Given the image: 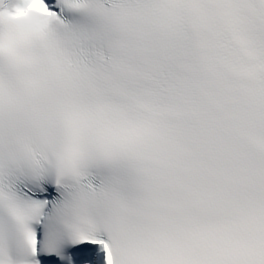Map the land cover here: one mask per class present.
I'll return each instance as SVG.
<instances>
[{
  "label": "snow or ice",
  "instance_id": "obj_1",
  "mask_svg": "<svg viewBox=\"0 0 264 264\" xmlns=\"http://www.w3.org/2000/svg\"><path fill=\"white\" fill-rule=\"evenodd\" d=\"M0 264H264V0H0Z\"/></svg>",
  "mask_w": 264,
  "mask_h": 264
}]
</instances>
